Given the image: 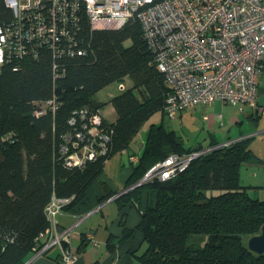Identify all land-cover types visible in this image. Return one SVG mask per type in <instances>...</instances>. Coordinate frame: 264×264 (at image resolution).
<instances>
[{"label": "trees", "instance_id": "trees-1", "mask_svg": "<svg viewBox=\"0 0 264 264\" xmlns=\"http://www.w3.org/2000/svg\"><path fill=\"white\" fill-rule=\"evenodd\" d=\"M0 12L1 20L12 18L2 2ZM80 24L77 48H86V54L54 58L42 47L36 55L14 56L0 70V242L5 246L0 264H26L48 240L44 233L51 226V202L65 200L59 221L100 181L107 162L117 153L126 154L132 167L128 191L118 201L122 207L134 205L141 214L137 228L126 229L118 243L139 231L145 249L131 254L141 264H264V254L247 246L248 238L264 224V199L251 197L240 178L242 165L264 167V155L250 147L255 137L189 147L161 122L150 125L140 147L136 136L156 112L168 115L167 99L173 90L158 68L143 26L133 16L120 29H92L83 13ZM125 76L132 78L133 85L110 99L115 120L102 116L101 128L109 134L107 153L82 167L67 166L65 156L83 145L68 143L66 136L77 128L69 119L83 108L100 112L104 103L96 102L95 94ZM51 99L56 110L37 114ZM263 106L258 101L257 108H250L262 115ZM65 144L67 154L62 151ZM197 153L174 177L129 188L170 155ZM101 182L107 199L111 191ZM85 243L82 236L80 247ZM115 246L108 242L111 251Z\"/></svg>", "mask_w": 264, "mask_h": 264}, {"label": "built area", "instance_id": "built-area-1", "mask_svg": "<svg viewBox=\"0 0 264 264\" xmlns=\"http://www.w3.org/2000/svg\"><path fill=\"white\" fill-rule=\"evenodd\" d=\"M0 2L12 12L9 21L0 19V70L14 56L36 55L42 47L49 49L54 58L86 54V48H77L76 40L82 13L91 28L99 30L120 29L136 16L155 52L158 68L166 74L173 89L167 99L169 117L216 100L257 108L264 62V0ZM48 110H56L55 100H48L36 113ZM259 110L264 113V106ZM76 113L69 124L77 128L66 138L68 143L83 145L81 150L73 151H78L81 158L66 155L69 167H82L87 160L107 153L109 141V134L101 128V111L90 113L89 108H83ZM62 151L67 154V144ZM196 156L170 155L151 168L139 183L174 177ZM64 201L53 200L48 207L51 226L44 233L48 240L34 256L43 255L59 244L64 264H74L77 256L70 242L72 227L60 229L57 220Z\"/></svg>", "mask_w": 264, "mask_h": 264}, {"label": "crops", "instance_id": "crops-1", "mask_svg": "<svg viewBox=\"0 0 264 264\" xmlns=\"http://www.w3.org/2000/svg\"><path fill=\"white\" fill-rule=\"evenodd\" d=\"M258 94L259 104L263 105L264 64L259 78ZM114 96L116 95H111V98ZM95 101L98 103L105 102L98 99H95ZM225 104L224 102L217 101L211 106H197L200 107L199 109L202 114L207 111H211L214 114V118L212 119L214 125L217 124V121L222 122L224 119V125L229 131L228 135L236 131L235 135H233L234 137L224 143L220 142L217 135L214 134L213 140L208 145L212 142L222 145L243 139L244 137L253 136L256 138L258 135L264 136V113L260 115L257 114L255 109L247 105H240L236 107L238 109H235L237 112L230 114L231 112L229 111L227 112L229 114H227L225 113ZM196 108L195 110L198 109ZM115 118L116 113L113 120L105 119L114 121ZM204 118L207 119L206 116ZM135 143L140 145L138 142ZM110 160L101 174L100 181H96L87 189L85 197L74 209L65 210L59 217L58 226L60 229L72 227L70 242L77 256L74 264H138L140 262L131 253L137 249L138 254H141L145 249V245L143 246V236L137 230L125 243H118V240L126 229L135 230L137 228L141 221V214L134 205L127 204L122 207L118 201V198L128 189L126 188V184L132 174L131 165L127 166L125 161L118 157L116 166L112 169V173H110L107 170L112 164V159ZM101 181L105 182L108 186V191H111L112 195L107 199H103L107 191H105ZM129 188L132 187L130 186ZM82 236L85 237L86 243L85 246L80 247ZM111 240L117 245L112 251L108 247V242ZM61 260L62 247L57 244L50 248L46 254L37 257L33 254L26 264H64Z\"/></svg>", "mask_w": 264, "mask_h": 264}, {"label": "rangeland", "instance_id": "rangeland-1", "mask_svg": "<svg viewBox=\"0 0 264 264\" xmlns=\"http://www.w3.org/2000/svg\"><path fill=\"white\" fill-rule=\"evenodd\" d=\"M133 80L130 76H125V78L120 82L116 81L113 82L105 87V89L100 90L95 94L94 98L97 100H104V105L101 108V114L108 120H113L115 117L114 109L110 103L111 95H117L123 91V89H127L132 87ZM125 87V88H123ZM259 88V86H258ZM247 104H244V106ZM203 106V105H197ZM195 106L192 109L179 113L175 117H168L166 113L163 114L162 111L156 112L151 118L145 122L143 125L142 130L136 136L135 140L141 144L147 138L148 129L151 124H160L161 122L168 130H175L177 135L181 136L185 143L190 147H197L200 144L206 146L213 140V135L216 134L218 140L220 142H227L234 137L236 131L232 132L228 135L229 131L224 125V119L222 122L217 121V124H213L212 119L214 118V114L211 111H207L204 114L200 112V107ZM249 106V105H247ZM198 109H197V108ZM251 107V106H249ZM195 108L197 110H195ZM225 113L231 112L230 114H234L237 112L238 109L231 104H225ZM214 113V112H213ZM224 113V112H223ZM224 113V114H225ZM229 114V113H227ZM206 116L207 119L204 117ZM209 118V120H208ZM228 135V136H227ZM229 137V138H228ZM245 138V137H244ZM230 139V140H229ZM234 142V141H233ZM226 144H229L226 143ZM225 144V145H226ZM224 145V144H222ZM251 149H253L256 153L260 154L263 153L264 155V136L258 135L255 139L251 140L250 143ZM216 148V146L214 147ZM211 148L209 150H212ZM133 150V149H132ZM208 150V149H205ZM76 151V150H73ZM71 150V154L69 156H78L81 158L80 154L73 152ZM206 151H203V153ZM86 152H83V156H85ZM195 155H198L195 154ZM66 157V156H65ZM118 157L122 158L125 161L126 165H129V158L126 154L117 153L111 157L112 164L107 168V170L112 173V169L116 166V161H118ZM111 162V160H110ZM240 178L241 181L246 187L248 188V193L251 197H259L261 199L264 198V167L263 165H255V164H247L242 165L240 170ZM214 194L219 193L218 191H210ZM260 194V196H258ZM141 264V263H138Z\"/></svg>", "mask_w": 264, "mask_h": 264}, {"label": "water", "instance_id": "water-1", "mask_svg": "<svg viewBox=\"0 0 264 264\" xmlns=\"http://www.w3.org/2000/svg\"><path fill=\"white\" fill-rule=\"evenodd\" d=\"M143 146V143L140 144V147ZM142 183H137L134 185V187L140 185ZM247 246L248 248L255 252L256 254H264V224L261 227V230L258 234L253 235L248 238L247 240ZM5 246L0 242V257L4 253Z\"/></svg>", "mask_w": 264, "mask_h": 264}, {"label": "clouds", "instance_id": "clouds-1", "mask_svg": "<svg viewBox=\"0 0 264 264\" xmlns=\"http://www.w3.org/2000/svg\"><path fill=\"white\" fill-rule=\"evenodd\" d=\"M134 186H132V188H133ZM128 191V190H127Z\"/></svg>", "mask_w": 264, "mask_h": 264}]
</instances>
